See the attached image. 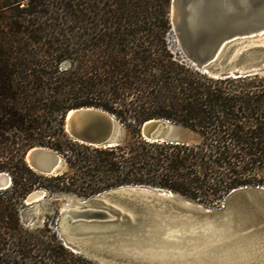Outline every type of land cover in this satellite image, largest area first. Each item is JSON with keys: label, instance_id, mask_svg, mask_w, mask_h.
Wrapping results in <instances>:
<instances>
[{"label": "trees", "instance_id": "trees-1", "mask_svg": "<svg viewBox=\"0 0 264 264\" xmlns=\"http://www.w3.org/2000/svg\"><path fill=\"white\" fill-rule=\"evenodd\" d=\"M171 0H0V264H105L69 247L55 219L31 227L19 200L34 187L90 197L128 184L210 205L240 186H264V74L214 77L169 43ZM69 62L68 67H63ZM113 114L112 146L73 139L72 108ZM167 119L198 142L153 141L140 128ZM36 145L69 170L45 176L24 156ZM223 203V204H224Z\"/></svg>", "mask_w": 264, "mask_h": 264}, {"label": "water", "instance_id": "water-1", "mask_svg": "<svg viewBox=\"0 0 264 264\" xmlns=\"http://www.w3.org/2000/svg\"><path fill=\"white\" fill-rule=\"evenodd\" d=\"M169 16L180 49L199 71L214 77L264 73V0H171ZM64 128L92 146H112L126 137L113 114L93 106L68 110ZM140 133L153 141L199 139L167 119L145 121ZM24 159L43 175L66 167L62 155L46 146L29 148ZM11 182L0 172V189ZM29 195L26 202L32 201ZM57 223L69 247L105 264H264L260 185L232 189L221 208L166 188L120 185L64 206Z\"/></svg>", "mask_w": 264, "mask_h": 264}, {"label": "rangeland", "instance_id": "rangeland-1", "mask_svg": "<svg viewBox=\"0 0 264 264\" xmlns=\"http://www.w3.org/2000/svg\"><path fill=\"white\" fill-rule=\"evenodd\" d=\"M169 18H170V16H169ZM168 40H169L170 45L172 46V48L175 51H177L179 53H183L182 50L180 49L177 37L173 32H171L168 35ZM69 65H70L69 62H64L62 64V66L64 68L68 67ZM260 74H264V73H260ZM199 140H200V137H199L198 141ZM198 141H193V142H198ZM189 143H191V142H189ZM68 170H69V168H68V165L66 163V167L64 168V170L58 174H62ZM58 174H54V175H58ZM54 175H45V176H54ZM11 185H12V182H11L9 187H11ZM3 190H5V189H0V191H3ZM36 190H44L46 192V195L44 197H41V198L35 200V201L29 202V203L26 202V197L29 195V193L36 191ZM29 193L26 194V196H24L23 198H20V200H19V216H20V219L23 223H25L26 225H29L31 227L40 226L47 219H55L56 223H57L59 220V217H60V211L64 206L71 204L74 201H80L82 199H89V198L95 196V195H93L90 197H84V196H79V195H77L75 193H71V192L50 191V190H48L42 186L34 187L32 189V191H30ZM194 201H197V200H194ZM197 202H199V201H197ZM223 203H224L223 201H218L214 204H210V205L203 204V205L207 206V207H212V208H221ZM57 225H58V223H57Z\"/></svg>", "mask_w": 264, "mask_h": 264}, {"label": "bare ground", "instance_id": "bare-ground-1", "mask_svg": "<svg viewBox=\"0 0 264 264\" xmlns=\"http://www.w3.org/2000/svg\"><path fill=\"white\" fill-rule=\"evenodd\" d=\"M43 197L42 194L40 192H38L37 190L36 191H33L30 195H29V198L32 199V201L34 200H37L39 198ZM30 201V202H32ZM29 203V202H28Z\"/></svg>", "mask_w": 264, "mask_h": 264}]
</instances>
